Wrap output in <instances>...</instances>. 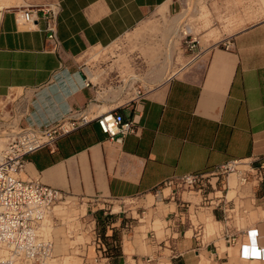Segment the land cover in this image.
<instances>
[{
    "label": "crops",
    "instance_id": "crops-1",
    "mask_svg": "<svg viewBox=\"0 0 264 264\" xmlns=\"http://www.w3.org/2000/svg\"><path fill=\"white\" fill-rule=\"evenodd\" d=\"M1 1L0 113L10 99L8 118L20 127L89 117L27 154L19 172L84 206L92 227L75 264H264V184L234 175L231 186L232 174L208 178L211 190L177 183L232 159L264 156V0ZM54 3L56 52L44 48L40 10ZM25 8L34 9L28 27L18 20ZM154 16L169 23V39L195 38L197 55L184 48L186 61L170 76L139 99H119L107 73L86 72L81 56ZM110 109L134 122L120 142L94 120Z\"/></svg>",
    "mask_w": 264,
    "mask_h": 264
},
{
    "label": "built area",
    "instance_id": "built-area-1",
    "mask_svg": "<svg viewBox=\"0 0 264 264\" xmlns=\"http://www.w3.org/2000/svg\"><path fill=\"white\" fill-rule=\"evenodd\" d=\"M58 9V3L40 8L47 32L44 48L52 52L59 48L56 37ZM33 13L32 8L23 9L18 18L19 25L28 27L34 20ZM183 42L184 48L196 56L194 50L197 40L190 36ZM143 95L144 90L138 89L131 97L139 99ZM88 120V115L84 113L70 114L61 122L40 127H20L16 120H8L3 135L6 141L0 150V264H47L51 258L53 242L39 229L53 205L65 199L66 195L38 179H23L19 172L23 169L27 154L39 147L51 145L59 136ZM94 120L114 142H120L125 135L135 131L133 120L124 118L114 109L99 113ZM231 174L235 175L239 183L254 181L264 184V156L254 160L232 159L211 170L184 175L177 183L189 188L200 183L211 186L208 178L220 175L224 179ZM171 182L166 181L165 184ZM195 228L201 229L199 225ZM224 238L229 244L236 241V237L228 230L224 231Z\"/></svg>",
    "mask_w": 264,
    "mask_h": 264
},
{
    "label": "rangeland",
    "instance_id": "rangeland-1",
    "mask_svg": "<svg viewBox=\"0 0 264 264\" xmlns=\"http://www.w3.org/2000/svg\"><path fill=\"white\" fill-rule=\"evenodd\" d=\"M4 2L0 0V8ZM184 49L183 39L178 36L169 39V23L163 16H154L144 21L135 30L127 33L115 43L107 47H92L88 49L81 59L96 74L108 75V85L117 90L119 99H128L138 89L146 87L158 80L170 76L179 66L185 63L181 56ZM84 64V65H85ZM91 74L92 80L96 76ZM13 100L7 99L1 104L0 113V150L4 147V130L9 120L8 115L13 108ZM236 185L234 175L231 176ZM213 181V180H211ZM214 184V182H213ZM216 186V185H215ZM179 189L187 190L189 187L179 185ZM206 189L211 190L206 183ZM231 191L228 194L230 197ZM149 195L147 203L152 201ZM143 203V204H142ZM127 205L142 204L141 201H125ZM115 209H118L115 207ZM146 209V208H145ZM84 206L78 201H72L66 197L57 201L51 212L46 216L40 226V232L53 242V252L47 264H75L85 252V236L90 232L92 224L86 216H83ZM139 215L137 216L138 219ZM143 217V216H142ZM148 215L146 219H148ZM159 220L155 217L154 226H159ZM209 229H215L212 225ZM211 230V231H212ZM79 260V261H78Z\"/></svg>",
    "mask_w": 264,
    "mask_h": 264
},
{
    "label": "bare ground",
    "instance_id": "bare-ground-1",
    "mask_svg": "<svg viewBox=\"0 0 264 264\" xmlns=\"http://www.w3.org/2000/svg\"><path fill=\"white\" fill-rule=\"evenodd\" d=\"M87 75H89V77L91 78V74L90 73H88ZM92 79V78H91Z\"/></svg>",
    "mask_w": 264,
    "mask_h": 264
},
{
    "label": "trees",
    "instance_id": "trees-1",
    "mask_svg": "<svg viewBox=\"0 0 264 264\" xmlns=\"http://www.w3.org/2000/svg\"><path fill=\"white\" fill-rule=\"evenodd\" d=\"M98 221V220H97ZM98 223V222H97Z\"/></svg>",
    "mask_w": 264,
    "mask_h": 264
}]
</instances>
